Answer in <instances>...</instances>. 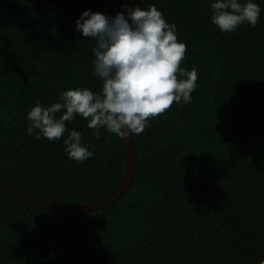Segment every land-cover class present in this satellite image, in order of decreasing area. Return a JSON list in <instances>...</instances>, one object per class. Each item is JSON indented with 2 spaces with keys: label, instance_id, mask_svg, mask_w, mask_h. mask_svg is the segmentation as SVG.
Wrapping results in <instances>:
<instances>
[{
  "label": "trees",
  "instance_id": "obj_1",
  "mask_svg": "<svg viewBox=\"0 0 264 264\" xmlns=\"http://www.w3.org/2000/svg\"><path fill=\"white\" fill-rule=\"evenodd\" d=\"M210 0H136L174 23L195 69L191 102H175L133 135L135 168L93 211L43 208L0 191V264H258L264 259V0L254 27L220 32ZM122 0H0V179L48 199L108 195L126 169L122 139L75 116L93 156L26 133V113L68 88L98 92L94 42L74 31L85 9L114 16ZM59 115V113H57ZM36 130H34L35 132Z\"/></svg>",
  "mask_w": 264,
  "mask_h": 264
},
{
  "label": "clouds",
  "instance_id": "obj_2",
  "mask_svg": "<svg viewBox=\"0 0 264 264\" xmlns=\"http://www.w3.org/2000/svg\"><path fill=\"white\" fill-rule=\"evenodd\" d=\"M121 7L125 11L114 16L85 9L75 21L74 31L94 42L91 72L102 82L99 91L68 88L49 106L37 101L26 113V133L37 140L62 138L69 160L83 162L93 156L81 133L66 129L75 116L87 121L93 135L99 136L103 128L125 140L142 133L149 119L173 102L190 103L196 88V70L180 66L186 45L178 41L175 24L155 5L141 8L122 0ZM209 8L210 22L220 32H233L244 23L254 27L260 15L254 0H210Z\"/></svg>",
  "mask_w": 264,
  "mask_h": 264
},
{
  "label": "water",
  "instance_id": "obj_3",
  "mask_svg": "<svg viewBox=\"0 0 264 264\" xmlns=\"http://www.w3.org/2000/svg\"><path fill=\"white\" fill-rule=\"evenodd\" d=\"M136 0H127L129 6H133ZM125 9L122 8L121 12ZM126 158V169L120 183L105 197L87 203H72L62 202L57 200L48 199L39 195H35L28 191H25L15 185H12L5 180L0 179V191L8 193L12 196L18 197L29 203L43 208L53 209L55 211H66V212H85L93 211L102 208L113 200H115L121 193L124 192L125 188L129 185L135 168V152L133 146L132 136L122 140Z\"/></svg>",
  "mask_w": 264,
  "mask_h": 264
}]
</instances>
